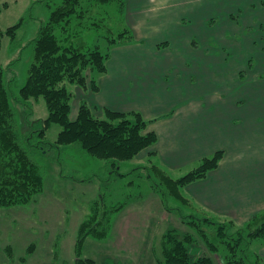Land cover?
<instances>
[{"label": "rangeland", "instance_id": "1", "mask_svg": "<svg viewBox=\"0 0 264 264\" xmlns=\"http://www.w3.org/2000/svg\"><path fill=\"white\" fill-rule=\"evenodd\" d=\"M48 1L0 0V7L7 4L0 13L1 27L7 29L23 19L15 34L3 36L0 49V69L7 79V92L16 111L15 128L20 130L24 145L25 136L35 134L34 143L42 141L45 147L30 151L41 166L43 190L29 202L0 205V264H76L78 256L92 258L99 264H155L163 258L162 238L171 228L180 234H194L201 245L194 252L204 250L213 255L215 264H225L224 241L230 240L224 234L247 235L254 231L255 225L239 226L229 218L206 216L199 210L200 203L184 197L168 195L165 205L162 192H169L172 185L156 172L150 162L152 156L143 164L127 160L116 167L109 159L88 154L80 144L54 145L62 129L58 123H52L44 137L33 131L42 127L40 119L49 113L47 102L40 96L24 103L20 88L26 83L34 61L38 26L55 6L49 7ZM83 5L87 13L81 19H73L70 31L78 35L74 39L79 48L100 45L106 51L107 35L112 31L116 34L125 26L120 21L121 4L118 0L113 3L87 0ZM93 21H98L99 26L86 28ZM219 23L222 24L221 19L211 18L204 26L206 33L197 31L184 36L183 43L169 40L153 43V51L163 57L178 56L179 50L183 51L178 59L189 66L182 70L172 64L165 67L163 60L161 69L148 74V80L154 79L153 85H191L193 90L191 86L184 88V96L201 100L204 113L222 114L237 131L248 127L254 140L263 139L264 19L258 11L251 10L232 14L224 27ZM102 74L85 68L84 88L71 83L68 75L58 83L69 85L74 93L72 119L74 112L78 114L81 101L89 100L87 92L95 81L98 84ZM166 173L173 178L181 176ZM115 208L118 209L110 211ZM95 210L99 216L106 210L109 231L105 236L89 234L81 242V223ZM138 212L141 218L133 216ZM125 226L130 227L128 231ZM263 245L264 240L253 241V254L260 253Z\"/></svg>", "mask_w": 264, "mask_h": 264}, {"label": "crops", "instance_id": "2", "mask_svg": "<svg viewBox=\"0 0 264 264\" xmlns=\"http://www.w3.org/2000/svg\"><path fill=\"white\" fill-rule=\"evenodd\" d=\"M251 10L264 19V0H125L124 22L131 27L133 39L112 48L97 87L87 92L99 116L109 108L139 111L149 120L145 132L154 131L157 140L133 162L143 164L152 156V165L182 176L221 151L217 166L185 184L182 194L189 202L200 203L199 210L206 216L229 218L239 226L264 212V138L254 140L248 127L237 131L222 114L204 113L201 100L184 96V88L191 85H153L154 79L149 81L147 75L158 72L163 60L165 67L189 66L178 59L183 51L163 57L153 51V43H183L184 36L206 33L204 26L211 18L221 19L224 27L232 14ZM77 115L74 112V118ZM261 248L264 254V245Z\"/></svg>", "mask_w": 264, "mask_h": 264}, {"label": "trees", "instance_id": "3", "mask_svg": "<svg viewBox=\"0 0 264 264\" xmlns=\"http://www.w3.org/2000/svg\"><path fill=\"white\" fill-rule=\"evenodd\" d=\"M83 1L87 2V0L48 1L49 7L55 6L51 7L48 18L42 20L38 26L34 40V61L30 64L26 83L20 88L21 98L26 103L31 98L38 99L42 96L47 102L49 113L45 118L40 119L42 127L33 129L40 137L45 136L47 128L52 123H58L62 129L54 145L61 147L74 143L80 144L88 154L109 159L117 167L122 161L134 159L144 148L154 144L157 135L154 131L145 132L149 120L145 119L141 112L125 113L107 108L104 110V116H99L86 98L81 101L77 117L71 118L74 93L69 85H58V83L60 84L68 75L71 83L76 82V85L86 87L83 70L90 67L99 73L105 72L112 48L121 43L131 42L133 39L131 29L125 24L122 31L116 34L112 31L107 35L108 49L106 51H103L100 45L94 48L84 46L79 48L74 39L78 35L71 32L70 28L73 19H81L87 13V7L83 5ZM99 1L113 3L116 0ZM118 1L121 4L120 21L125 23V0ZM4 5V7L1 5L0 13L7 6V4ZM22 23L23 19L7 29L0 26V49L3 36L15 34ZM97 26L99 22L93 21L89 22L86 28ZM81 49L85 50L81 51ZM96 85L98 84L95 81L92 88H96ZM7 89V79H4L0 69V205L5 206L29 202L35 194L43 190V172L30 151L31 148H45L41 145L42 141L34 143L32 138L36 137L35 134H27L24 138L25 145L23 144L21 132L15 128L16 111L12 107ZM221 156L222 152L217 151L212 157L205 158L198 167L178 178L167 175L165 169L153 164L152 166L162 179L168 185H172L169 192L168 190L162 192L164 202L166 203L168 195L179 199L186 198L182 194L183 186L216 167ZM97 209L101 210L99 206ZM116 209L118 208L110 209V211ZM98 210L81 223L79 241L82 242L89 234L105 236L108 233L110 220L107 212L105 210L104 215L99 216ZM230 222L234 225L233 221ZM245 225L246 227L255 225L256 228L247 235L244 232L238 235L224 234V238L230 240L224 241L225 253L222 252V257L225 264H264L262 254L259 252L253 254L251 251L253 241L264 240V212L242 226ZM198 240L190 232L180 234L175 228L167 230L162 238L163 258L157 259L155 264H215L213 255L205 253L204 250L199 254L193 251L194 248L201 246L197 244ZM209 250L214 253L212 249ZM76 264L99 263L92 258L78 256Z\"/></svg>", "mask_w": 264, "mask_h": 264}]
</instances>
